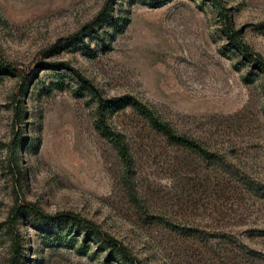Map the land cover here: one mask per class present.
Returning <instances> with one entry per match:
<instances>
[{"label":"rangeland","instance_id":"1","mask_svg":"<svg viewBox=\"0 0 264 264\" xmlns=\"http://www.w3.org/2000/svg\"><path fill=\"white\" fill-rule=\"evenodd\" d=\"M214 2L0 0V264H103L111 250L84 221L127 264H264V76L222 18L264 60V0ZM103 9L129 24L102 49ZM122 96L212 158L127 107L107 117L127 168L95 129L98 100Z\"/></svg>","mask_w":264,"mask_h":264},{"label":"trees","instance_id":"2","mask_svg":"<svg viewBox=\"0 0 264 264\" xmlns=\"http://www.w3.org/2000/svg\"><path fill=\"white\" fill-rule=\"evenodd\" d=\"M171 0H133L134 4H143L148 6L151 9H158L166 5ZM214 2V0H212ZM217 9H219V5L214 2L213 3ZM223 26L225 27L226 35L228 39L231 41V44L234 49L238 51L242 60L247 62L248 64L254 66L263 76H264V60L258 54L253 52L251 47L244 42L239 37L238 32L234 31L232 26L230 27L228 17L223 15ZM129 20L126 17H117L113 18L109 15L105 9H103L93 21V25L95 26H103L106 29L97 33V40L101 43L102 49L105 47L106 41H113L116 35L124 32L125 28L128 26ZM93 30V29H92ZM109 31V32H108ZM112 32V34H111ZM56 68L64 67L67 68V64L60 63L54 64ZM127 107L132 108L141 118H143L149 125V127L158 135H160L166 143L175 147L182 151H189L196 154L200 159L208 161L212 158L211 153H209L206 149H204L201 143L195 138L187 135L186 133H180L176 131L169 122L165 121L153 107L149 104H143L133 97L130 96H122L111 98L109 100H98L97 109H96V123L95 129L101 134V136L107 140H109L113 146L115 147L119 157L124 162L127 168L131 163V156L129 154L127 145L125 143V136L119 132H113L107 125V117L115 112L125 110ZM17 142L13 145L11 154L13 157H16L18 152V143L20 141V137L16 140ZM75 223V219H69ZM83 227L85 230H89V237H95L100 239L106 248L111 250V253L108 254L105 262L103 264H109L112 255L114 254L115 258H121L125 264L131 263L127 259L126 252L123 247L119 246L114 239L104 236L101 237L100 233L95 230L92 225L88 222H85ZM78 224V223H77ZM73 239H68L66 241L67 246L71 247L74 244L72 243ZM17 245V244H16ZM18 247V246H17ZM18 248H15L16 254H18ZM79 250H82L80 247ZM20 253V252H19ZM19 256V255H17Z\"/></svg>","mask_w":264,"mask_h":264}]
</instances>
